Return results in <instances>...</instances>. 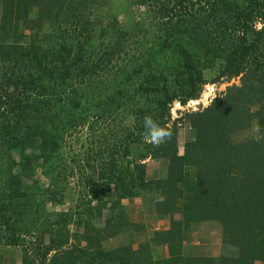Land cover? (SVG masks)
Segmentation results:
<instances>
[{
	"label": "trees",
	"instance_id": "obj_1",
	"mask_svg": "<svg viewBox=\"0 0 264 264\" xmlns=\"http://www.w3.org/2000/svg\"><path fill=\"white\" fill-rule=\"evenodd\" d=\"M236 79L168 126L174 103ZM145 118L171 135L153 144ZM85 127L103 141L67 164L64 138ZM147 195L168 228L102 249L144 230L127 206ZM70 196L72 211H49ZM207 222L234 256L182 255ZM0 247L20 264H264V0H0Z\"/></svg>",
	"mask_w": 264,
	"mask_h": 264
},
{
	"label": "rangeland",
	"instance_id": "obj_2",
	"mask_svg": "<svg viewBox=\"0 0 264 264\" xmlns=\"http://www.w3.org/2000/svg\"><path fill=\"white\" fill-rule=\"evenodd\" d=\"M206 76H210V74H206ZM232 84H238V79L233 80L228 84L223 83L205 86L199 99L196 101H192L194 103L188 102L184 107H181L179 104L174 103L170 108V123L168 124V126L171 127L173 122L180 119L185 113L196 112L206 108L210 105L211 101L214 98L222 95L226 87ZM179 132L180 134L185 135V138H187V140L189 139L190 133H192L186 125H183L182 129H180ZM100 133L101 132L99 131L97 136L92 135L87 130V127H85L84 129H78L76 131H73V133L67 135L64 138L67 147H65L63 152V156H65L67 164L69 163V160H71V157L72 160L74 158H81L82 160V158L92 156L91 154L93 152H96L99 148V142L103 141V138L101 137ZM93 136H95V138H93ZM181 151L182 148H180L179 152ZM13 156L15 157V160H19V154L17 152L14 153ZM148 165V172L150 171V169L152 170L153 168L160 167V163L156 161H150ZM66 176L67 182L69 184V189L72 191V193L74 192L76 194L80 190V187L84 186L80 184L77 168L73 170L72 174L70 172L66 173ZM24 182L25 186H27V189H29L28 193L30 195L34 194L33 199L36 201L37 194L35 193V190L37 189V187H40L41 189H43V187H46L48 185L49 178L45 177L41 174V172L38 171V173L34 177L25 179ZM147 197L151 196L147 195L140 200L134 201V205L130 204L129 206H127L129 212L131 213L129 218L130 222L136 225L145 226L146 228L144 227V230L140 229L136 233H131V231L122 232L118 235L109 238H104L101 242L102 249H104L105 251H109L125 245L135 246L138 242H143L145 239L148 238L147 236L151 232H153L152 230L154 229V227L156 228L157 225L152 220L147 219L149 212L147 211V207L145 206L144 201V199ZM48 207L49 205L47 206V208ZM73 207L74 202L72 197L70 196V198L66 200L62 206L54 207L52 209L49 208V211L54 210L58 213L69 212L72 211ZM161 228L162 225L159 224L157 230H160ZM196 228L192 229V232L190 233V242L183 246V256H193L191 255V253L194 251V248L198 247L199 243L201 244L204 241L208 243L210 255L213 258H217L221 254V252L223 256L227 257H231L236 254L235 248L229 245H225L223 243V236L221 234L222 229L220 224L216 222H207L197 226ZM142 231L144 232V234ZM45 243H47L46 240ZM186 251L189 253H187ZM0 256L3 258L2 264H20L21 249L0 247ZM174 263L176 264L177 262Z\"/></svg>",
	"mask_w": 264,
	"mask_h": 264
},
{
	"label": "crops",
	"instance_id": "obj_3",
	"mask_svg": "<svg viewBox=\"0 0 264 264\" xmlns=\"http://www.w3.org/2000/svg\"><path fill=\"white\" fill-rule=\"evenodd\" d=\"M184 136V138H185V135H183ZM185 140H187V138H185ZM162 164H160V167H161V165H165L166 164V162H161ZM165 163V164H164ZM153 168L152 170L150 169V171L148 172V179H158V178H161V177H163V171H162V168ZM130 204H132V205H134V202L133 203H129L128 204V206L130 205ZM140 215V214H139ZM177 218V217H176ZM147 219H150V220H152L154 223H156V228L154 227V229L152 230V231H159V230H157V227H158V225L159 224H161L162 225V228L160 229V230H163V229H167L168 228V224H167V221H163V220H160V218H156V217H150L149 215L147 216ZM145 227V226H144ZM146 228V227H145ZM197 229V228H196ZM146 233V232H145ZM199 243V242H198ZM186 243H184V245H185ZM183 245V246H184ZM196 249V250H195ZM154 252V255L156 256V254H158V255H162V253H163V250L162 249H157V250H153ZM187 252V251H186ZM187 253H189V252H187ZM200 254H209L210 255V250H209V248H208V243H206V241H204L203 243H199V246L198 247H195L194 248V251L191 253V255H193V256H195V255H200ZM210 257H211V255H210Z\"/></svg>",
	"mask_w": 264,
	"mask_h": 264
},
{
	"label": "clouds",
	"instance_id": "obj_4",
	"mask_svg": "<svg viewBox=\"0 0 264 264\" xmlns=\"http://www.w3.org/2000/svg\"><path fill=\"white\" fill-rule=\"evenodd\" d=\"M226 84H228V83H226ZM190 102H192V101H190ZM176 104H178V103H176ZM144 128L146 129V133H147L148 138L152 141L153 144H156V145L162 143L166 137H169L171 135L169 132L163 130L160 127L158 122L154 121L151 118H145ZM258 139H259V137H258ZM162 254H164V252Z\"/></svg>",
	"mask_w": 264,
	"mask_h": 264
},
{
	"label": "bare ground",
	"instance_id": "obj_5",
	"mask_svg": "<svg viewBox=\"0 0 264 264\" xmlns=\"http://www.w3.org/2000/svg\"><path fill=\"white\" fill-rule=\"evenodd\" d=\"M191 103H194V102H191Z\"/></svg>",
	"mask_w": 264,
	"mask_h": 264
}]
</instances>
